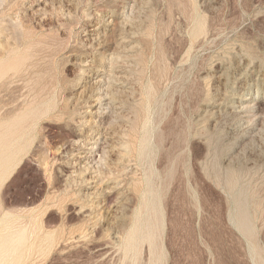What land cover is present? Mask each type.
Returning a JSON list of instances; mask_svg holds the SVG:
<instances>
[{
	"label": "rangeland",
	"instance_id": "obj_1",
	"mask_svg": "<svg viewBox=\"0 0 264 264\" xmlns=\"http://www.w3.org/2000/svg\"><path fill=\"white\" fill-rule=\"evenodd\" d=\"M0 264H264V0H0Z\"/></svg>",
	"mask_w": 264,
	"mask_h": 264
},
{
	"label": "bare ground",
	"instance_id": "obj_2",
	"mask_svg": "<svg viewBox=\"0 0 264 264\" xmlns=\"http://www.w3.org/2000/svg\"><path fill=\"white\" fill-rule=\"evenodd\" d=\"M241 101H243L244 104H249V102H250L248 98H247V99H243V100H241ZM256 101H257V100H256ZM95 103H96V102H95ZM234 105H235V104H234ZM238 105H239V104H238ZM256 105H257V104H256ZM240 107H241V106H240ZM240 107H239V108H240ZM254 107H255V106H254ZM238 110H239V109H238ZM242 110H243V109H242ZM237 113H238V112H237ZM243 113H244V112H243ZM250 113H251V112H250ZM256 113H257V112H256ZM256 113H255V114H256ZM258 114H260V113H258ZM242 115H243V114H242Z\"/></svg>",
	"mask_w": 264,
	"mask_h": 264
}]
</instances>
